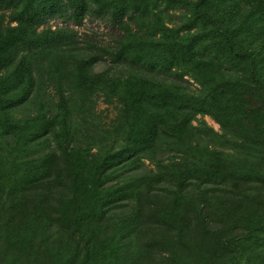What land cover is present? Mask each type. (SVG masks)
I'll list each match as a JSON object with an SVG mask.
<instances>
[{
    "label": "trees",
    "instance_id": "obj_1",
    "mask_svg": "<svg viewBox=\"0 0 264 264\" xmlns=\"http://www.w3.org/2000/svg\"><path fill=\"white\" fill-rule=\"evenodd\" d=\"M0 264H264V0H0Z\"/></svg>",
    "mask_w": 264,
    "mask_h": 264
},
{
    "label": "rangeland",
    "instance_id": "obj_2",
    "mask_svg": "<svg viewBox=\"0 0 264 264\" xmlns=\"http://www.w3.org/2000/svg\"><path fill=\"white\" fill-rule=\"evenodd\" d=\"M50 24L52 26H56L58 24H60V22L58 20H52L50 21ZM79 36L82 34H87L92 35L93 38L97 39L102 38L101 42L102 45L107 44V42H111L109 41V36L108 34H110L109 30L107 29L106 25L104 24V22H102L101 20L95 19L91 16H87V18L84 20V22L81 24V26L77 27ZM102 65V62L100 64L96 65V70H99ZM105 107V104H103L101 101L97 102V106H96V110H102ZM111 112V111H110ZM204 120L206 121L207 125H209L210 127H212L214 130L218 131L219 130V126L218 124L211 119L209 116H204Z\"/></svg>",
    "mask_w": 264,
    "mask_h": 264
}]
</instances>
